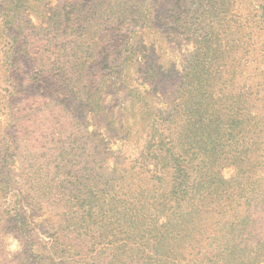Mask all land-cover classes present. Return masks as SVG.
Instances as JSON below:
<instances>
[{
	"label": "trees",
	"instance_id": "1",
	"mask_svg": "<svg viewBox=\"0 0 264 264\" xmlns=\"http://www.w3.org/2000/svg\"><path fill=\"white\" fill-rule=\"evenodd\" d=\"M75 1L63 28L56 13L46 25L24 16L28 0H0V71L8 85L0 102L17 120L15 138L0 126L8 141L0 155V199L8 202L0 205V229L10 223L21 233L27 264H264V0L172 2L169 30L195 47L182 81L167 91L164 114L149 92L109 85L95 70L109 25L142 24L139 39L125 42V59L134 60L146 39L162 42L157 0ZM20 56L58 77L62 91L50 100L26 97L31 105L15 112ZM125 59L115 66L123 69ZM120 98L129 103L114 112ZM81 107L123 142L112 166L105 139L88 122L85 134L68 133ZM42 128L59 137L40 141ZM29 148L32 158L16 174L13 164ZM226 167L234 169L229 178ZM48 210L55 217L37 223ZM1 240L0 264H17Z\"/></svg>",
	"mask_w": 264,
	"mask_h": 264
},
{
	"label": "rangeland",
	"instance_id": "2",
	"mask_svg": "<svg viewBox=\"0 0 264 264\" xmlns=\"http://www.w3.org/2000/svg\"><path fill=\"white\" fill-rule=\"evenodd\" d=\"M175 1L176 0H157V4L159 5L158 14L162 17V20L159 21L164 24L163 29L165 30L162 36V42H159L160 38L157 37L154 40L146 39L145 44H142L140 48H137L138 44H136V55L134 56V60L125 59L127 58L126 54L129 53V51L128 48L124 49L123 47L125 46L126 41L132 42V40L139 39H133V36L142 35V24L133 22L135 21V19H133L132 21H127L125 24H121V26H118V29H116V26L119 25V23L116 24V26L114 24V27H112V25H109L107 30L108 34L106 37L107 44L106 46L101 47V49L103 50V58L99 60V62L101 63L100 67L95 68L96 73L100 76H103V81H107L109 85H111V82L120 81V84H124L126 86L129 85L130 90L139 89L143 94L146 92L152 94L153 97L151 99V102L153 101L155 103L156 112L162 114H164V112L168 108L166 100L169 99V94L167 91L170 90L173 85H176L177 83L182 81L181 77L185 72V59L190 53L194 51L195 47L194 42L188 37H185L184 34H177L169 30L170 25L167 24L168 20L166 19L165 15L169 12V7L172 2ZM28 2L29 3L27 5V8L25 7L24 9V16H26L28 19H31L37 25H46V21L54 17L53 15L54 13H56V17L58 19H62L65 21L63 24V28L67 26V18L74 15L77 4L75 0H28ZM130 2V6H133L136 3L144 2V0H130ZM235 9L239 14L244 15L247 12V5L237 3ZM137 20L140 21L139 19ZM152 33L154 34V32ZM143 36L145 35L143 34ZM119 44H121L122 46H119ZM2 46L3 45L0 43V57ZM120 49H122L121 55H119ZM104 53L106 54L104 55ZM112 57L118 58L111 62L110 60L113 59ZM105 58L106 60H104ZM122 58L126 60V63L124 64L125 67L123 69L115 66L118 59ZM17 59L18 62L16 70H14V75L16 76L17 81V92L12 97L14 98L16 103L13 106V110L15 112L17 110L19 111L20 109L27 108L31 105L29 102L30 99H25L26 97L37 99L36 97L43 96L46 99L50 100L51 98L55 99L52 94L56 93L57 91H62L61 82H59L60 80L58 77H55L45 71H43L42 73H38L37 70L39 69L36 68L33 61L30 60L27 56H20ZM150 68L155 70V74L151 72L152 70H150ZM118 71H122V73L120 74L118 73ZM246 76L247 73L244 72L242 75L243 81L245 80ZM32 77H35L37 79L35 80V78ZM0 88L4 89L3 95H5V90L8 89V85L4 82V76L3 74H1V71ZM114 88V85L108 87V92L105 97L106 103H109L112 100L111 93L114 91ZM58 94L60 93L57 92L56 95ZM124 96L125 94L123 93L119 94V97ZM0 97L2 96L0 95ZM2 98L4 99L5 97ZM128 103L129 101H124L122 98L116 99V101L113 103L114 108L112 107V109L114 112H117L119 111L120 107L128 105ZM4 110V106L0 102V126H2V129L6 127L5 133L3 134H7V138H15L14 136L16 135L17 130V120L11 118L8 114L3 112ZM25 113L26 112H24V114ZM73 115L76 116L74 118L76 126L72 125L69 128L68 133L76 132L79 129L81 130V134H85V125L83 121L85 120L86 123L88 122V130H98L100 138L103 137L105 139L107 147L109 149L107 164L109 166H112L116 162L117 155L124 148L123 142L113 134L108 133L105 126L101 125V123L99 122V119L94 118V116L92 114H89L85 108L81 107L79 110L75 111ZM45 123L46 122H44L43 124ZM45 131L46 128H42L39 132H37V139L45 142L52 138L59 137L54 135L53 133L48 134V132ZM7 142V139L0 136V155L7 151ZM42 152L44 151L38 150L37 156L41 155ZM29 153L30 148L24 150L21 149V153L18 155L15 164H13L16 174H20L22 172V168L25 164L23 160L29 161L30 158H32ZM6 173L7 171L4 169L1 173V177H4ZM233 173L234 169L232 167H226L223 170V174L226 178H229ZM18 181L19 178L15 176L14 182ZM16 191L17 190L14 189L11 193H14ZM10 197V200L14 199L12 198V194L10 195ZM6 203L8 202H6L5 198L0 199V205H2L3 207H7L8 204ZM30 212L31 211L29 210V213ZM35 217V221L37 223H42L46 222V220L50 218H54L55 213L51 210H48L42 216ZM40 237L46 239V237L41 233ZM0 239H2L1 241L6 248L7 259H14L15 261H18L17 264H27L28 257L27 252L25 251V244L22 240L21 233L17 231V229L13 225L7 223V225H5L3 229H0ZM60 262L63 261L61 260ZM61 264L69 263L63 262Z\"/></svg>",
	"mask_w": 264,
	"mask_h": 264
}]
</instances>
